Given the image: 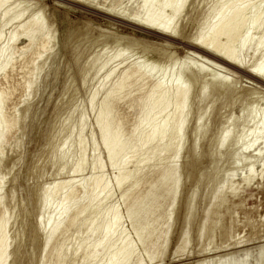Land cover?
<instances>
[{"label":"rangeland","instance_id":"1","mask_svg":"<svg viewBox=\"0 0 264 264\" xmlns=\"http://www.w3.org/2000/svg\"><path fill=\"white\" fill-rule=\"evenodd\" d=\"M87 1L93 5L8 0L3 9L12 14L9 23L0 13V216L8 214L10 219L7 264H106L110 252L117 254L116 264H200L210 257L219 259L212 264H264V81L248 71L264 58V44L257 49L264 35V0L237 5L248 17L235 41L241 68L225 65L187 41L226 19L230 11L220 5L229 0H189L185 10L177 3L168 8L166 16L172 15V24L181 26L182 39L106 13L119 8L127 15H143L150 5L164 6V0H152L147 7L142 0ZM19 11L22 16L15 18ZM259 11L261 20L252 24ZM33 18L36 27L41 26L33 32L30 47L24 48L30 40L19 34ZM50 29L51 49L44 54L40 44ZM146 58L165 67L161 70L153 60L144 67ZM129 65L141 66V73L151 77L149 85L187 88L191 77L196 81L184 106L188 120L180 136L168 141V149L136 147L139 139L131 135L142 112L132 98L141 92L113 103L110 135L116 130L125 145L112 165L101 141L98 106L105 88ZM114 69L116 76L107 84L105 77ZM181 71L187 77L180 82ZM201 82H207L203 90ZM94 92L95 108L90 103ZM93 153L102 170L92 168ZM81 157L82 171L74 172ZM120 173L125 180L119 186ZM96 176L109 182L110 192L95 198L91 187ZM67 195L73 196L59 211ZM113 207L120 225L111 240L97 247ZM51 219L53 228L63 222L45 243L42 227ZM125 242L130 252H124Z\"/></svg>","mask_w":264,"mask_h":264},{"label":"bare ground","instance_id":"2","mask_svg":"<svg viewBox=\"0 0 264 264\" xmlns=\"http://www.w3.org/2000/svg\"><path fill=\"white\" fill-rule=\"evenodd\" d=\"M6 1H8V0H0V13L3 14L4 17L6 18L5 22L8 21V20H10L12 18L11 17L12 14L10 13V11L7 8L3 9L4 5L6 3H8ZM77 1H79V2H81L83 4H87L89 6L90 5L91 6L93 5L91 3V1H87V0H77ZM151 1L152 0H142V7L143 6L144 7H147L148 3H151L152 4ZM161 1L162 0H160V2ZM164 1H165V5L164 6L162 5L161 8H156V7L151 8V5H150V10H148L146 8L145 11H148V12H146V13L144 12L143 15H140L137 12L135 14L133 13V15L132 14L131 15H127L123 11H118L119 8H118V10H116V8H109L106 11V13L108 12L109 14H112L113 16L115 15L116 17H119L121 19H125V20H128L130 22H133L134 24H136L138 26H142V27H145V28H148V29H151V30H155V31L159 32L160 34H163V35L165 34V35H167L169 37H172V38L182 39V36H181L182 35V33H181V26L178 25V23H177V25H176V23L175 24H172L173 23L172 22V15L171 16H169V15L166 16V14H167L166 13L167 12L166 10L168 8H170L175 3L178 4L177 6H178L179 10H181L182 8L184 9L187 6L189 0H164ZM229 1H224V3L225 2L226 3L225 4L223 3L222 5H220V6L223 7L224 10L230 11V14L228 15V17H226V19H223L224 18L223 17L222 20L219 23L217 21L218 24L213 29L210 28V30H208L205 33L204 36H202V34H200V35L195 34L193 36H190L187 39V41H188L189 44H192V48H195L197 50H200V51H203V52L208 53L210 55V57H214L215 59H217L221 63H223L225 65H229V66H233V67L236 66V67L241 68V67L244 66V64L238 58V52L236 50L237 47L235 45L236 44L235 41L236 40L238 41L239 38L241 37V34L242 33L240 32V29L247 26V24H248V17H246V15H245V13H246L245 10L243 8H240V7L237 6L243 0H235L233 3L232 2L229 3ZM153 2H154V0H153ZM157 7H159V6H157ZM100 8L101 7H99V9ZM102 9L104 10V8H102ZM120 9H122V8H120ZM142 9H144V8H142ZM218 10H219V7H218ZM222 11L223 10L221 9L220 11L216 12V15L217 14L220 15L222 13ZM21 13L23 14V12H21V11L15 12L13 16H15V18L20 17V16H22ZM224 14H226V13H224ZM261 15H262V12H260V11H259V13L255 14L254 15V18H253V21H252L253 22L252 24L259 23L258 21L261 20L260 19L261 18ZM173 16H175V14H173ZM211 16H213V15H211ZM38 19L39 20L41 19L42 21L44 20V18H42V17L41 18L39 17ZM35 20L33 18L32 21H28V23L24 26L23 31L19 34L20 37H21L22 34H24L30 40L29 41V44L25 45L24 48H29L30 47V45L32 43V40H33V36H32L33 32H35L36 30H38L40 28V26H41V25H39L38 27H36L38 23ZM209 20H210V18H209ZM42 21H40L39 24H42L41 23ZM11 22H12V20H11ZM8 23H9V21H8ZM43 23H45V22H43ZM3 24L1 23L0 26H3ZM214 25H215V23H214ZM53 30L54 29H52V30L50 29L49 30L48 35H47L46 38H44L45 40H43L42 44H40V42L38 43V45L40 44V47L42 48L44 54L47 51H49V49H51L49 47V44H50L51 40H53V39H51L53 36H52V33L50 34V31L52 32ZM0 32L2 33L1 30H0ZM55 34L56 33H54V35ZM163 35H161V36H163ZM2 36L0 34V40H1ZM16 36H18V35L16 34ZM12 37L14 38V34L11 36V38ZM16 40H17V37H16ZM9 43L11 44V42H9ZM35 44L37 45V43H35ZM263 44H264V35L260 37V40L257 43V49H259V47H261V46L263 47ZM3 49H1L2 52H4ZM21 50H22V48H21ZM38 52L40 53V51H38ZM47 53H49V52H47ZM187 53L188 54L195 55V56H197L200 59L209 60L210 61L209 57H206V55H203L202 53H200L198 51H190V50H187ZM124 55H125V53H124ZM173 55H174V53H173ZM119 56H121V54ZM117 58H120V57H117ZM166 58H168L167 61H170L171 62V60H170L171 56L170 55L167 56ZM142 60H144V59H142ZM151 60H153V59H147V60H145L144 67H146L145 66V63L147 61L149 62ZM137 62H139V61H137ZM152 63L154 65L158 66L159 68L160 67H163V68L165 67V64H161L160 61H157V59L153 60ZM153 64L151 66H153ZM215 65L218 66L219 68H223V66L221 64H218L216 62H215ZM178 66H179V64H178ZM140 68H141V66H140ZM140 68L137 65H129L127 67H124V69L120 73L118 72L119 75H117L118 77H117L116 80H115L114 77H112V78H114L113 80H115V81L112 80V82L109 85V87L105 88L103 97L100 99V102H99V106H98L99 109H98V112H97V119H98L97 121H98L99 129H100V133H101V141H102L103 146L106 148V151H107V154H108V158L112 162V165H114V163H113L114 157L117 155V153H119L121 151V149L125 145L124 142L121 139V135L116 130H115V132H114L113 135H110V132H111V123H110L109 117L111 116V114L113 112V108H112L113 103H116L117 101H119V100H121L123 98H126L127 96H131L135 90H137L138 92H141V95H139V96H137L135 98H132L133 103H134V106H135V103H136L137 106L139 107V109L142 112V115L139 117V120L136 123V125H135V127H134V129L132 131V135H131V136H135L136 138L139 139L138 140V143L136 144V147L137 148L150 147L151 145H158V146H161V147L164 146L166 149L170 148L171 147L170 144L176 138H178L180 136V133L182 132V130L184 128V125L187 122L188 117H189V112L184 113V106H185V104H187V102L189 100H191L190 99L191 98V96H190L191 95L190 88H191L192 84H194L192 82H194L196 80L193 81V78L191 77L192 80L189 79L190 80L188 82L189 85H188V83L187 84L185 83L186 84L185 86L188 85L187 88L186 87L179 88V87H177L178 84H175L174 85L175 87L171 88V87H167L169 84L167 86H164L163 85L164 83H161V82L151 83L149 85V82L151 81V79H150L151 77L146 76L145 74L141 73ZM150 68H153V67H150ZM159 68H158V70H159ZM160 69L162 70V68H160ZM168 69H170V68H168ZM161 70H159V71H161ZM116 71H117L116 69L111 70V72H109L106 75L105 78L108 80L107 84L110 82V77L111 76H114V73H115V76H116ZM183 71H181L179 73L180 82H181L182 78L184 79V77L186 76V74L184 76ZM194 71H197V70L195 69ZM212 71H211V73H212ZM248 71L251 74H254L255 76H257L259 79H261V80L264 81V58H263V61L258 66L251 65L248 68ZM146 72H150V71H146ZM171 72L174 73L173 70ZM169 73H166V74L169 75ZM177 73H178V71H177ZM175 74H176V71H175ZM151 75H152V73H151ZM174 77L177 78L178 75H176ZM212 77H214V76H212ZM215 77H218V76H215ZM195 79H197V78H195ZM208 80H209V78H208ZM184 81H186V80H184ZM205 81H206V79H205ZM176 82L179 83L178 80H176ZM29 83H31V82H29ZM104 83H106V82H104ZM104 83H103V85H104ZM174 83H175V81H174ZM203 83L204 82H201V86L199 85L202 90H203V87L204 86H207V82H206V84L204 83L205 85ZM97 92L96 93L94 92V94L92 95V97L90 99V103H91V105H94V108L96 107L95 104H96ZM2 107L3 106L1 105V108ZM186 107H187V105H186ZM1 108H0V112H2L1 111ZM2 110H3V108H2ZM159 118H161V119L159 120ZM7 121L8 120H6V123H7ZM3 122H5V121H3ZM3 122H1V123H3ZM84 123H85V121H84ZM2 125H4V124H2ZM7 127H8V125H7ZM166 139H167V141L165 142ZM168 141H170V144H168ZM79 142H80V140H79ZM63 153H64V151H63ZM64 155H66V154L64 153ZM81 160L83 161V157H81L77 163L75 162L76 163L75 164V169H73L74 172H79L80 170L82 171V169H81V166H82ZM93 160L94 161L92 163V168L95 169V170H97V169L98 170H102L104 166L101 163V161L99 160V158L94 153H93ZM73 170H72V172H73ZM123 180H125V175H122L121 174L117 178V184L120 186L123 183ZM109 192H110L109 182L105 181L104 180V177H102V176H96L95 179H94V181H93L92 187H91V194H93V196H95V198H96V197H98V196H100L102 194H105L106 195ZM72 196L73 195H67L66 197L63 196L64 199L57 206V208H59V211H62V209L66 207V206L64 207L65 202L69 198H71ZM49 197H50V195H49ZM104 202H106V201H104ZM57 214H58V210H57ZM7 215L0 216V264H7V260H8V257H9V251L8 250L10 248V242H9L10 241V236H9V232L7 231V229L9 227V220L10 219L8 218L9 215L8 216ZM55 216H53V218ZM78 216L79 215L76 214L75 217L73 218V220H75ZM57 219L55 218V221ZM63 219L61 220V222H60V220L57 221L56 222L57 225H55L54 228H53V225H54V222L55 221L52 222L54 219L53 220L51 219L48 222L49 224L47 223L46 226L42 227V230L45 233V243H47L48 241H51L52 238L55 237L58 234V232H59L58 227H59L60 223L63 222ZM119 221H120V217H119V214L117 212V208L113 207V209H112V216L101 226V233H102V235H101V238L99 239L98 244L96 245L97 247L101 246L105 240L106 241L111 240L112 236L114 235L115 231L117 230V228L120 225V222ZM93 231H94V229H93ZM130 248H131L130 247V243L129 242H125V244L123 246L124 252H130L131 251ZM98 249H96L95 251H92L91 252L93 254V256H96V254L98 252ZM109 254L110 255L107 258L106 264H116L117 263V260H118V259H115L117 257V254H115L113 252H110ZM218 260L219 259L216 258V257H210V258H204L203 260L199 261V263L200 264H210V263L212 264V263H217Z\"/></svg>","mask_w":264,"mask_h":264}]
</instances>
